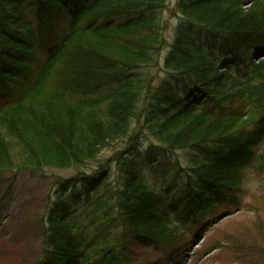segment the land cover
<instances>
[{
	"label": "trees",
	"instance_id": "1",
	"mask_svg": "<svg viewBox=\"0 0 264 264\" xmlns=\"http://www.w3.org/2000/svg\"><path fill=\"white\" fill-rule=\"evenodd\" d=\"M168 2L0 0V88L11 101L0 106V175L81 172L145 114L149 141L190 155L179 217L239 205L247 170L264 174V59L253 60L264 50V0H179L167 78L144 112L140 71L156 63ZM126 160H114L117 187L106 175L84 181L88 198L109 197L90 215L65 196L50 204L36 264H125L122 232L156 247L180 242L169 201Z\"/></svg>",
	"mask_w": 264,
	"mask_h": 264
},
{
	"label": "rangeland",
	"instance_id": "2",
	"mask_svg": "<svg viewBox=\"0 0 264 264\" xmlns=\"http://www.w3.org/2000/svg\"><path fill=\"white\" fill-rule=\"evenodd\" d=\"M178 4L179 0H169L163 12V44L157 52L156 63L140 71L147 77L149 84V91L146 90L149 95L146 96L150 102L141 105L144 112L147 106L156 104L157 89L167 78L165 62L184 23L178 13ZM246 8L243 7L244 10ZM145 119L144 114L141 121L134 122L128 139L104 151L97 163L81 172L47 170L44 174L0 176V264H35L42 248V223L50 204L58 196H66L72 198L80 218L90 215L101 201H98L95 193L87 197L84 181L89 180L88 183H91L96 176L99 179L106 175V178L109 176L111 188L117 187L123 173L114 160L121 157L125 161L130 155L136 159L142 177L162 193L169 201L168 205L177 206L181 189L187 182L186 169L189 168L190 155L185 152H166L158 142L146 140L143 130ZM263 149L264 141L256 148V154ZM105 200H109L107 195L101 204ZM240 200L238 210L219 212L194 227L178 223L180 226L176 228L183 239L172 249L151 247L135 240L131 234L122 232L126 263L264 264V174L253 168L247 171ZM176 214L175 210L171 211L173 221ZM107 216H103V219Z\"/></svg>",
	"mask_w": 264,
	"mask_h": 264
}]
</instances>
